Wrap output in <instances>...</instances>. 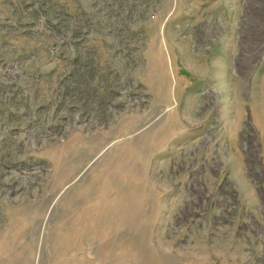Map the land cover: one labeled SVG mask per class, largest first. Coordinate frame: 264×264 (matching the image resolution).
Wrapping results in <instances>:
<instances>
[{
	"label": "rangeland",
	"instance_id": "obj_1",
	"mask_svg": "<svg viewBox=\"0 0 264 264\" xmlns=\"http://www.w3.org/2000/svg\"><path fill=\"white\" fill-rule=\"evenodd\" d=\"M0 264H264V0H0Z\"/></svg>",
	"mask_w": 264,
	"mask_h": 264
}]
</instances>
